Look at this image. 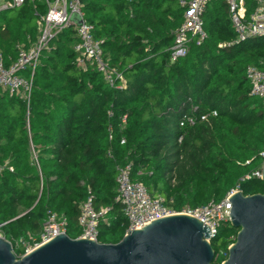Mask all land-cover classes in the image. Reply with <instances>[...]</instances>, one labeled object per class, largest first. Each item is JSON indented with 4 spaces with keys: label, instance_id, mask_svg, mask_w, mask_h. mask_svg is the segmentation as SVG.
I'll return each mask as SVG.
<instances>
[{
    "label": "trees",
    "instance_id": "obj_1",
    "mask_svg": "<svg viewBox=\"0 0 264 264\" xmlns=\"http://www.w3.org/2000/svg\"><path fill=\"white\" fill-rule=\"evenodd\" d=\"M178 1L81 0L123 89L110 88L93 68H77L78 38L67 28L42 54L28 102L0 93V165L13 169L0 174V234L17 258L18 242L38 237L50 212L66 220V235L75 239L88 192L96 211L108 210L98 242L117 244L128 224L114 201L115 180L129 164L132 180L177 212L220 201L238 184L244 196L264 195L254 176L263 164L264 108L245 78L247 65L264 70V38L234 43L223 0H212L203 15L206 40L171 62L183 13ZM46 12L44 0H26L0 13L6 59L37 40ZM184 117L193 124L181 127ZM236 233L222 224L210 242L214 253L226 251Z\"/></svg>",
    "mask_w": 264,
    "mask_h": 264
},
{
    "label": "built area",
    "instance_id": "obj_2",
    "mask_svg": "<svg viewBox=\"0 0 264 264\" xmlns=\"http://www.w3.org/2000/svg\"><path fill=\"white\" fill-rule=\"evenodd\" d=\"M211 1H178L183 13L181 24L176 29L173 43L168 49L171 62L184 58L192 44L199 46L206 40L203 15ZM25 2L26 0H0V13L18 8ZM44 3L47 6V12L37 20V40L32 44L17 45L15 58L6 59L0 53V93H6L9 97H21L28 102L35 70L40 64L42 54L48 51L51 40L67 28H73L78 38V42L73 47L77 68L82 71L93 68L110 88L123 89L124 77L105 58L101 42L94 38L93 26L83 17L81 0H44ZM223 3L227 8L230 27L235 35L234 43L264 38V0H223ZM245 78L250 87V95L259 99L264 108V70L247 65ZM211 116H216L215 112H212ZM206 118L207 116H202L200 121H205ZM183 123L192 125L193 120L184 117L179 125L182 127ZM261 157H264V152ZM3 170L13 171L6 162L0 165V174ZM254 176L260 178L259 173H255ZM246 179H248L247 176L240 181ZM115 182L114 201L121 205L128 224L127 230H140L155 220L184 215L206 224L212 239L220 226L229 220L231 206L229 198L241 192L238 184L220 201H211L194 208L183 207L177 212L172 210L163 198L151 197L141 182L132 180L130 164L117 169ZM107 211V209L96 211L93 206V197L88 192L87 198L79 206L76 221L79 235L75 239L88 237V240L98 242L99 221ZM66 227L67 222L64 218H59L55 213H48L38 237L27 234L26 238L18 242L23 251L21 256L58 235H66ZM0 238L4 239L1 234ZM228 248L226 251L220 250L215 254L214 261L221 258L219 264H223L228 256Z\"/></svg>",
    "mask_w": 264,
    "mask_h": 264
},
{
    "label": "water",
    "instance_id": "obj_3",
    "mask_svg": "<svg viewBox=\"0 0 264 264\" xmlns=\"http://www.w3.org/2000/svg\"><path fill=\"white\" fill-rule=\"evenodd\" d=\"M260 180L264 183V157ZM228 223L237 229L223 264H264V195L229 198ZM58 235L17 258L11 244L0 238V264H213L208 226L174 215L127 230L117 244H100Z\"/></svg>",
    "mask_w": 264,
    "mask_h": 264
}]
</instances>
